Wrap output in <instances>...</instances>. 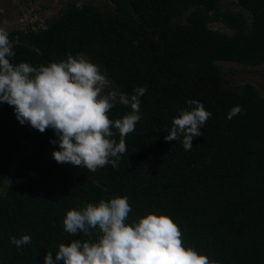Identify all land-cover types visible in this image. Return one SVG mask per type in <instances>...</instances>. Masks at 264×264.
I'll use <instances>...</instances> for the list:
<instances>
[{"label":"trees","instance_id":"16d2710c","mask_svg":"<svg viewBox=\"0 0 264 264\" xmlns=\"http://www.w3.org/2000/svg\"><path fill=\"white\" fill-rule=\"evenodd\" d=\"M220 1L109 0V14L68 3L45 27L8 32L14 65L47 66L82 54L119 92L147 91L118 167L95 173L56 163L53 130L21 125L13 107L0 104V184L14 163L0 196V264H44L48 252L55 259L60 244L87 239L64 231L67 211L125 196L132 209L126 224L164 215L180 228L185 247L218 264H264V98L248 84L223 87L215 65L264 64V0H236L247 17L218 11ZM186 12L184 24L174 22ZM210 13L229 34L208 27ZM188 100L212 115L186 151L164 136ZM237 105L241 113L227 119ZM130 112L117 103L108 116ZM23 235L32 242L11 243Z\"/></svg>","mask_w":264,"mask_h":264},{"label":"clouds","instance_id":"9594fccd","mask_svg":"<svg viewBox=\"0 0 264 264\" xmlns=\"http://www.w3.org/2000/svg\"><path fill=\"white\" fill-rule=\"evenodd\" d=\"M13 46L8 32L0 28V104L13 107L21 125L27 123L40 133L53 130L56 139L50 143L59 147L51 153L56 163L92 173L109 163L116 169L127 150L125 138L141 119L140 97L147 88L138 87L131 96L114 89L105 94L110 81L82 54H68L66 60L47 66L14 65ZM117 103L130 106L131 112L112 120L108 113ZM186 103L190 108L173 118L164 140H179L187 151L194 138L202 136L200 129L212 113L197 100ZM241 111L239 105L234 106L226 118L231 120ZM112 129L118 130V143ZM131 211L126 196L67 211L64 231L87 239L60 244L55 259L48 252L44 264H218L185 247L180 228L169 217L148 214L129 225L126 220ZM10 241L19 248L30 244L32 238L23 235L10 237Z\"/></svg>","mask_w":264,"mask_h":264},{"label":"rangeland","instance_id":"374dc122","mask_svg":"<svg viewBox=\"0 0 264 264\" xmlns=\"http://www.w3.org/2000/svg\"><path fill=\"white\" fill-rule=\"evenodd\" d=\"M76 6L90 4L98 8L103 14L113 12V7L109 0H0V28L9 32L11 30H26L31 26L45 27L47 23L55 18L61 10L68 4ZM218 11L241 12L245 17L247 13L240 9L236 0H221L217 4ZM187 12L174 22L184 24ZM208 27L211 30L229 34V31L214 18L210 13ZM219 69L220 82L223 87H234L248 84L253 87L259 97L264 98V64L258 66L242 65L234 62H215ZM108 79V78H107ZM109 80V79H108ZM110 81V80H109ZM118 88L110 81V85L105 89V94ZM22 137L23 133H19ZM23 140V139H22ZM26 144L22 141V149L17 159L23 154ZM14 167V163L8 169V175L0 184V196L5 194L7 184Z\"/></svg>","mask_w":264,"mask_h":264}]
</instances>
